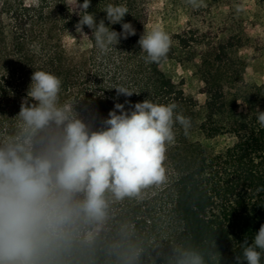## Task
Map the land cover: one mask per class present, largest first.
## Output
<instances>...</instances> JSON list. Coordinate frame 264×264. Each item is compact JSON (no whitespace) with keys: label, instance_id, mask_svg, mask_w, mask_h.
<instances>
[{"label":"trees","instance_id":"16d2710c","mask_svg":"<svg viewBox=\"0 0 264 264\" xmlns=\"http://www.w3.org/2000/svg\"><path fill=\"white\" fill-rule=\"evenodd\" d=\"M78 2L83 0H75L73 6L68 0L35 4L0 0V147L27 140L40 154L47 139L62 131L54 123L29 129L18 115L36 70L62 80L58 106L67 105L93 130L104 126L114 103L126 99L133 105L145 99L174 102L177 112L191 118V127L185 134L175 125L163 183L122 200L106 191V219L81 223L71 243L51 258L52 264H190L193 253L202 264H236L240 244L245 238L251 242L264 224V128L256 112L257 108L264 111V83L245 81L247 61L238 55V48L251 38L232 35L215 45H203L188 26L170 35L172 44L165 58L146 63L137 43L148 31L144 0H91L88 11L97 22L106 16L107 4L126 5L129 14L124 22L134 26L136 35L121 39L117 49L103 54L85 26L90 47L71 54L63 38L76 29L80 17L72 11ZM110 27L122 30L120 24ZM179 51L187 54L188 61L201 60L196 67L205 84L203 106L161 68L164 61L179 58ZM117 86L139 94L117 98ZM237 102L246 105L245 111H237ZM196 132L207 140L229 133L236 141L221 152H210L209 145L193 139Z\"/></svg>","mask_w":264,"mask_h":264},{"label":"clouds","instance_id":"9594fccd","mask_svg":"<svg viewBox=\"0 0 264 264\" xmlns=\"http://www.w3.org/2000/svg\"><path fill=\"white\" fill-rule=\"evenodd\" d=\"M90 7L91 0L78 2L77 10L72 11L80 17L75 28L81 36H88L83 32L87 26L101 53L117 49L121 39L136 35L134 26L124 22L129 14L126 5L107 4L103 9L106 16L99 22L88 11ZM115 24L121 25L120 32L110 27ZM137 43L146 54V63H158L167 56L172 40L155 28L144 31ZM30 79L20 119L32 130L54 123L62 131L47 139L40 154L34 153L27 140L0 147V264H52L51 258L71 243L81 223L98 224L106 219V191L122 200L163 183L167 148L175 143V125L185 134L191 127V118L177 112L174 102L145 99L133 105L126 99L114 103L104 126L93 130L72 115L67 105L58 106L62 90L58 76L36 70ZM114 89L117 98L136 93L123 86ZM256 112L257 122L264 128V111L257 108ZM240 249L236 264H261L264 224L251 242L245 238ZM190 264H202V260L193 253Z\"/></svg>","mask_w":264,"mask_h":264},{"label":"rangeland","instance_id":"374dc122","mask_svg":"<svg viewBox=\"0 0 264 264\" xmlns=\"http://www.w3.org/2000/svg\"><path fill=\"white\" fill-rule=\"evenodd\" d=\"M35 4L37 0H25ZM73 6L75 0H68ZM148 17V31L159 28L169 35L185 27H192L199 40L205 45H215L236 35L251 38L248 45L238 48V55L247 61L244 79L247 83H264V0H144ZM75 39H74V38ZM66 50L78 53L90 47L87 36H81L76 29L64 38ZM236 41V40H235ZM199 51V48L198 50ZM176 59L162 63V70L176 83H180L187 94L192 95L199 106L206 101L205 84L197 72L200 58L187 60V54L178 52ZM181 59V60H180ZM243 102L238 103V112L245 111ZM194 140L210 146V152H221L233 145V134H222L213 139H205L200 132L193 135Z\"/></svg>","mask_w":264,"mask_h":264}]
</instances>
